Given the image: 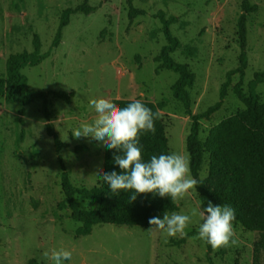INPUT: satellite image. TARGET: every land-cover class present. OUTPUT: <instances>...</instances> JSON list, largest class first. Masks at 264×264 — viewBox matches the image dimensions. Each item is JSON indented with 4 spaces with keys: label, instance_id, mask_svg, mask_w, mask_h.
I'll list each match as a JSON object with an SVG mask.
<instances>
[{
    "label": "rangeland",
    "instance_id": "obj_1",
    "mask_svg": "<svg viewBox=\"0 0 264 264\" xmlns=\"http://www.w3.org/2000/svg\"><path fill=\"white\" fill-rule=\"evenodd\" d=\"M243 0H132L148 14L131 22L126 0H0V75L6 76L9 55L32 52L33 36L40 39V52H46L57 31L61 12L83 3L98 6L95 12L71 14L62 29L60 44L40 64L22 72L33 90L74 91L70 103L49 97L50 120H46L41 100L23 106L0 97V264H52L42 254L67 250L72 259L64 264H253L254 241L258 232L245 230L236 220L234 245L208 251L198 235L199 217H192L186 232H194L185 243L181 238L149 232V227L98 223L85 236H77L79 223L69 211L56 209L64 198L60 185V165L51 125L67 147L59 154L75 186L97 185L94 174L103 170L104 146L90 137L74 138L73 129L94 123L97 113L89 106L92 99L113 98L148 100L159 105L165 125L169 154H187L185 141L191 119L183 104L172 95L178 74L161 65L160 48L166 43L161 24L151 14L162 9L175 15L171 31L180 40L172 53L177 62L188 65L195 74L189 88L193 113H202L219 100L227 71L238 65L237 19ZM258 10L247 14V55L242 90L256 71L264 70V0H248ZM210 119H202L199 137L211 127L244 109L232 88ZM256 92L264 100V83ZM76 150L77 147H81ZM200 178L213 199L217 178L208 170V156ZM76 203H92L76 198ZM178 214H189L203 207L196 191L176 202ZM171 212V213H174ZM169 213V214H171ZM134 230L138 239L117 238L124 229ZM128 237L126 234L124 235ZM167 239V243L165 240ZM31 261V262H30ZM264 264V252L259 259Z\"/></svg>",
    "mask_w": 264,
    "mask_h": 264
},
{
    "label": "trees",
    "instance_id": "obj_2",
    "mask_svg": "<svg viewBox=\"0 0 264 264\" xmlns=\"http://www.w3.org/2000/svg\"><path fill=\"white\" fill-rule=\"evenodd\" d=\"M127 15L131 22L137 16H145L148 12L144 8L133 5L132 0H126ZM241 13L237 19V36L239 42L238 65L227 71L225 81L221 85L219 100L209 106L202 113H193L192 100L189 88L194 85L195 74L189 70L185 63L173 59L174 53L180 46L179 38L171 31V25L177 21L175 15H166L162 9L151 15L157 18L161 24L166 43L160 48L158 60L161 65L178 74L177 80L172 86V95L179 100L185 113L191 119L189 133L185 146L190 160V175L199 181L196 192L203 208L209 201L214 205H228L235 209L236 221L247 231L258 232L260 236L254 241V263L259 264V259L264 252V100L256 92V87L264 83V70L256 71L248 83V94L242 90L245 70L248 65L247 55V14L258 10L257 4H250L248 0L241 2ZM98 6L83 3L74 8H65L60 15L57 31L50 47L46 52H40V39L37 34L33 36L32 52H19L11 54L6 60V76L0 75V97H4L8 103H19L23 106L35 100H41L42 111L46 120H50L48 107L49 97L60 99L70 103L74 91L65 90H33L28 87V79L22 72L26 66H36L46 59L51 50L57 47L62 38V29L69 24L71 14L81 12L90 14L95 12ZM237 74L238 81L234 84L232 92L244 104V109L226 117L211 127L204 139L199 137V128L202 119H210L220 108L222 100L227 95V87L232 76ZM139 100L154 114L155 132L142 133L140 146L142 157L147 162L152 155L169 154L168 138L165 125L159 112V105L152 101L141 99L113 98L110 102L119 108ZM46 132L53 136L55 150L60 165V185L64 196L57 202L56 209L69 211V218L77 221L79 226L75 229L77 236H85L93 231L98 223H110L115 225L150 227L149 218L160 216L165 212L171 213L177 210L176 202L170 198H160L154 194L137 195L135 201H130L131 192H121L115 195L110 192L108 185L100 181L97 185L75 186L72 184L68 170L66 169L59 151L67 144L60 141L55 133H52L51 125L46 123ZM83 148L77 147L76 150ZM121 153L115 149L108 150L104 147L103 172H120L119 166L114 163V156ZM208 156V170L211 176L217 178L213 192V199L209 198L204 181L199 173ZM92 203V207H84L76 203V198ZM88 208L93 209L89 211ZM194 232L190 231L179 243H185ZM208 251L211 246L208 245ZM31 262V261H30Z\"/></svg>",
    "mask_w": 264,
    "mask_h": 264
},
{
    "label": "clouds",
    "instance_id": "obj_3",
    "mask_svg": "<svg viewBox=\"0 0 264 264\" xmlns=\"http://www.w3.org/2000/svg\"><path fill=\"white\" fill-rule=\"evenodd\" d=\"M89 106L97 113L94 123L73 129V137H90L108 150L115 149L121 153L114 156L119 174L116 171L106 173L102 169L94 174L108 185L111 193L119 195L121 192H131L130 201H135L137 195L151 193L177 202L190 190L196 191L199 181L190 175V160L186 153L152 155L147 162L144 161L140 136L142 133H154L155 126L154 114L141 101L135 100L119 108L101 98L90 100ZM197 216L201 223L194 239L206 242L214 250L236 243L233 239L235 209L228 205H214L211 201L203 210L199 206L192 208L190 215L165 212L162 218L153 216L148 220L150 227L147 231L183 238L187 235L186 229L192 217ZM42 256L51 260L52 264H64V261L72 259V253L63 249L45 251Z\"/></svg>",
    "mask_w": 264,
    "mask_h": 264
},
{
    "label": "bare ground",
    "instance_id": "obj_4",
    "mask_svg": "<svg viewBox=\"0 0 264 264\" xmlns=\"http://www.w3.org/2000/svg\"><path fill=\"white\" fill-rule=\"evenodd\" d=\"M127 235L128 237H131V238H126L124 237V235ZM137 233L136 231H132V230H129V229H124V230H121L120 233H118V237L117 238H125L126 240H135V239H138L137 237Z\"/></svg>",
    "mask_w": 264,
    "mask_h": 264
}]
</instances>
